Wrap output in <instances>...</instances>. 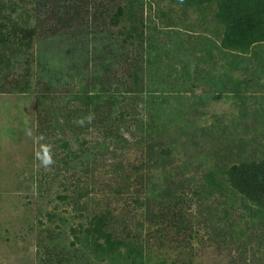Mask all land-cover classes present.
<instances>
[{
    "label": "rangeland",
    "instance_id": "rangeland-1",
    "mask_svg": "<svg viewBox=\"0 0 264 264\" xmlns=\"http://www.w3.org/2000/svg\"><path fill=\"white\" fill-rule=\"evenodd\" d=\"M228 1L116 0L100 35L91 13L49 18L23 47L22 69L7 80L29 67L32 89L0 92V264H43L47 247L72 253L63 264H264V198L219 173L264 154V5L247 6L259 11L249 45L223 47L228 19L250 24L251 16L234 8L225 16ZM109 37L116 43L105 47ZM103 66L117 76L110 92L127 96L125 121L136 120L131 134L121 132L142 142L117 150L120 168L95 173L81 149L102 136L82 127L75 140L65 108L76 104L66 92L76 75L84 85ZM74 157L83 163L72 166ZM169 192L185 193L175 232L149 220Z\"/></svg>",
    "mask_w": 264,
    "mask_h": 264
},
{
    "label": "trees",
    "instance_id": "trees-1",
    "mask_svg": "<svg viewBox=\"0 0 264 264\" xmlns=\"http://www.w3.org/2000/svg\"><path fill=\"white\" fill-rule=\"evenodd\" d=\"M34 4H36V8L34 12L37 13L38 9H41L37 14L34 15V12H29L26 8V1L25 0H0V92H11V91H19V92H28L32 89L31 79L32 75L29 74L30 70L27 67L26 72L19 73V77L14 75V78L7 80V77L13 75L16 68L19 70L22 69V49L26 47L28 50L30 47L33 46L32 40L36 38L39 34V30L45 26V23L49 18H56V22L63 23L66 20L69 21H78V19H82L84 14L88 15L91 13V22H89L93 27H99L98 33L99 35L104 30V28L100 27L99 23H105V14L108 13L109 9H111V5L116 2V0H99L98 2L90 0H33ZM258 3L264 5V0H259ZM256 5L257 1L255 0H229L227 5L224 6L225 16L229 15V17H233V8L238 9L237 15H244V11L247 10L251 15L249 17L250 24L246 21L245 23H234L230 22L233 20L228 19L227 23L231 25L229 27L231 32L234 33L233 36H230V31L225 32L222 39L221 46L226 47L228 44H231L232 40L238 42L239 45H242L246 48L249 44H245L244 42H250L249 40L253 38L251 35L256 32V25L255 20L258 15L259 11L255 10L252 14L247 9L248 5ZM24 6V8H23ZM258 6L257 8H259ZM198 7V6H197ZM206 6L200 4L198 7L201 10H206ZM90 8H93V11H90ZM244 9V10H241ZM44 13V14H40ZM246 13V12H245ZM49 14V15H48ZM39 15V16H37ZM222 15V12L219 13ZM253 15V16H252ZM236 19V18H235ZM238 19V18H237ZM88 23V22H87ZM55 28V27H54ZM83 35L92 33L94 30H89L88 26L84 27ZM82 29L77 30L78 33L81 32ZM53 33V31H52ZM86 36V35H85ZM105 41V47L109 44H115L116 41L109 37ZM206 40V38H204ZM104 40L101 41L103 43ZM228 42V44H227ZM107 48L104 50L106 51ZM108 54H110L113 50H107ZM114 58L116 56L111 55ZM127 58V57H126ZM28 64V62H27ZM122 64V63H120ZM126 67V68H125ZM122 66L121 70L124 71L123 74L129 72V67ZM105 70V74H104ZM110 71L108 68L106 69L105 66L102 67V72L100 73L101 76H95L97 72H94L93 77L91 79L86 80L84 78L85 83L81 85V76L78 74L74 78L75 87L71 86L68 89L66 94L72 93V96H69L72 102L76 104V106H72L70 111L65 108L66 111V121H68V128L69 132L72 133L75 137V140L79 142L77 137V131H80V128L83 127V131L80 132H90L94 130L95 133L100 134L102 140L97 141L96 145L99 146V149L95 151L94 147L96 145H88L87 147L83 146L81 149V154L85 153L91 159V163L89 162L84 163L85 170H91L93 172H97L99 167H103L105 172H107V168L117 169L119 167V161H117L116 153L117 150H128L134 147H140L141 139H133V141H129L121 130L128 132L131 134L132 132V125L134 121L131 120L125 121V114L127 113L126 109H124L127 96L121 94L111 93L106 84L110 81V79L117 77L111 76L108 74ZM115 71L113 74H116ZM57 75L54 76L56 78ZM109 76V77H108ZM119 76V75H118ZM123 78V75H120ZM45 79V78H43ZM4 80V83L2 81ZM12 80V81H11ZM6 81V82H5ZM44 82V80H41ZM46 82V80H45ZM44 82V83H45ZM80 84V87L76 89V86ZM100 86H98V85ZM52 85L48 86V89H51ZM9 87V89L7 88ZM90 87V88H89ZM100 89L97 91V89ZM85 89V90H84ZM44 91V87L39 92L40 94ZM49 91V90H48ZM36 92V91H35ZM50 93V91H49ZM38 94V93H37ZM44 94L45 91H44ZM39 95V94H38ZM44 95H42L43 97ZM45 98V97H43ZM131 98V97H130ZM134 98V97H133ZM107 109L106 112H102V110ZM74 119L75 122L69 120L68 118ZM71 122V123H70ZM124 123V124H123ZM146 123V124H145ZM144 125H147L145 122ZM126 125V126H125ZM149 125V124H148ZM130 127V128H129ZM136 129L140 128L137 126ZM147 130V126L145 127ZM77 132V133H76ZM150 132V131H148ZM84 145V144H82ZM93 151H95L93 153ZM149 153V151H148ZM71 155V154H70ZM78 156V155H77ZM80 156V155H79ZM87 157V158H88ZM77 157H74L72 160V166H77L78 163H83L81 160H76ZM117 161V162H116ZM67 163V162H66ZM89 166V167H87ZM120 168V167H119ZM75 170V167H74ZM85 172V171H84ZM234 172L238 173L240 177H235ZM221 173L229 182H232L233 185L238 179V183L241 186H249L251 190H257L258 197L264 198V154L261 157H254V158H244L242 159L237 165H234L230 168V166L223 165ZM237 175V174H236ZM113 176V175H111ZM114 177V176H113ZM126 179V178H125ZM125 181L124 179H122ZM220 183V182H219ZM221 184V183H220ZM226 184H223L225 186ZM221 186V185H220ZM219 186V187H220ZM218 187V188H219ZM141 188V189H140ZM140 191H142L143 187H140ZM118 189V188H116ZM208 189V188H207ZM120 190V189H118ZM117 190V191H118ZM123 191V190H122ZM174 194V193H173ZM169 201L164 202L163 204L155 205L160 206L158 210H155L156 207L153 206L152 209L154 210L150 216L151 224L157 223L158 225L165 224L171 232H175V230L179 227V223L183 220L184 217V207L181 205V202L185 200V193L176 194L174 197L172 193L169 192ZM257 197V198H258ZM157 200V199H156ZM261 202H259V205ZM263 205V203H262ZM151 210V209H150ZM225 212H228L225 209ZM264 215V214H263ZM182 219V220H181ZM99 223L102 225L104 224V219H100ZM111 223V222H110ZM108 224V221L105 222V225ZM107 233V231L105 230ZM178 232L175 233L178 234ZM108 235H104L105 244L109 245L110 239L109 236L111 234L107 233ZM164 234V233H163ZM162 233L157 234L156 238H160L161 243L164 242L166 239L165 235ZM190 234V233H189ZM174 236V235H173ZM192 236V233L189 237ZM264 236V234H263ZM187 237V238H189ZM186 237H184V240ZM116 240V239H115ZM160 243V242H159ZM264 245V240L262 239L261 242ZM66 250L65 247H60V249H50L47 247L45 254L43 255V264H63L64 261L70 259L71 252H65L62 250Z\"/></svg>",
    "mask_w": 264,
    "mask_h": 264
}]
</instances>
